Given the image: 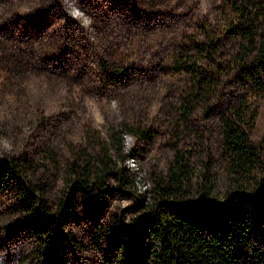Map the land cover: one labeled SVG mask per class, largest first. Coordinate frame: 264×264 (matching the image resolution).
<instances>
[{
    "label": "rangeland",
    "instance_id": "374dc122",
    "mask_svg": "<svg viewBox=\"0 0 264 264\" xmlns=\"http://www.w3.org/2000/svg\"><path fill=\"white\" fill-rule=\"evenodd\" d=\"M228 16L218 0H0V163L15 158L41 184L49 208L65 193L71 166L97 172L102 143L117 166L126 168L127 152L136 164L127 168L134 187L107 175L103 185L90 182L88 192H76V218L62 228L69 237L50 258L37 251L31 225L18 221L26 212L13 184L0 178V264L114 258L120 250L109 224L122 210L129 215L139 193L135 181L149 191L152 174L166 170L175 150L194 169L189 193L205 172L220 197L219 114L246 98L256 108L250 140L264 143V97L231 63L235 42L225 36L217 52L196 49L206 34L225 33ZM188 65L207 77L213 98L199 100L183 119L179 107L194 83Z\"/></svg>",
    "mask_w": 264,
    "mask_h": 264
},
{
    "label": "trees",
    "instance_id": "16d2710c",
    "mask_svg": "<svg viewBox=\"0 0 264 264\" xmlns=\"http://www.w3.org/2000/svg\"><path fill=\"white\" fill-rule=\"evenodd\" d=\"M218 1L228 12L229 26L225 33L206 34L196 49L217 52L220 40L231 38L235 42L231 63L240 75L254 79L256 91L264 97V0ZM195 68L187 66L194 83L179 107L183 119L199 100L205 104L213 98L210 81ZM255 116L256 108L244 97L218 116L225 174L220 197L205 172L197 173V191L189 193L194 169L190 157L175 150L166 170L152 174L149 191L139 192L126 208L129 215L125 217L122 210L109 224L108 231L120 251L103 264H264V235H256L258 225L264 226V143L250 140ZM129 130L145 134L138 127ZM116 141L122 152V139ZM101 147L105 160L97 172L87 166H71L73 176L65 193L50 207L52 211L42 196L41 184L27 178L15 158H2L0 178L13 184L19 207L26 212L18 221L36 231L37 251L43 258L54 257L62 240L69 237L62 228L76 218L77 191L88 192L90 182L103 185L107 175L134 187L127 168L117 166L107 154L106 144ZM128 154L132 153H122L121 158Z\"/></svg>",
    "mask_w": 264,
    "mask_h": 264
},
{
    "label": "built area",
    "instance_id": "2783aa9c",
    "mask_svg": "<svg viewBox=\"0 0 264 264\" xmlns=\"http://www.w3.org/2000/svg\"><path fill=\"white\" fill-rule=\"evenodd\" d=\"M134 156L135 155H133V154H128L125 157V165H126V168H128V170H133L132 168L135 167V165H136L135 164V160H134V158H135ZM139 182L138 181H135L136 186L138 188V192H145V191H147V189H146L147 184L144 181H141L142 183H139Z\"/></svg>",
    "mask_w": 264,
    "mask_h": 264
}]
</instances>
